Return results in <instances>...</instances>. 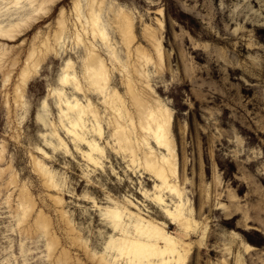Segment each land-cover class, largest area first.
Here are the masks:
<instances>
[{
	"label": "rangeland",
	"instance_id": "obj_1",
	"mask_svg": "<svg viewBox=\"0 0 264 264\" xmlns=\"http://www.w3.org/2000/svg\"><path fill=\"white\" fill-rule=\"evenodd\" d=\"M14 1L0 0L4 25L27 4ZM89 4L106 22L121 63L108 54L106 39L101 43L90 31ZM121 13L133 21L129 46L121 39ZM32 20L20 34L0 36V264L113 259L104 253L113 231L101 214L112 200L180 235L143 194L152 192L154 179L116 143L114 113L84 79L83 58L95 43L110 71L108 90H120L131 111L124 65L137 63L138 46L148 76L132 78L136 91L172 110L177 176L200 235L207 227L202 241L199 233L188 235L194 245L185 264H264V0H57ZM31 52L24 82L19 76ZM69 61L84 87L80 93L59 84ZM67 97L94 102L102 134L93 135L106 150L103 165L89 162L68 134ZM128 122L141 137L138 121L132 128ZM22 195L31 203L24 211Z\"/></svg>",
	"mask_w": 264,
	"mask_h": 264
},
{
	"label": "bare ground",
	"instance_id": "obj_2",
	"mask_svg": "<svg viewBox=\"0 0 264 264\" xmlns=\"http://www.w3.org/2000/svg\"><path fill=\"white\" fill-rule=\"evenodd\" d=\"M20 1L21 0H15L13 3L16 5ZM56 1L57 0L24 1L27 4L21 5L22 13L19 14L18 18L6 24L7 27L6 25L2 24L3 22L0 20V36H7V38L9 36H13L17 30H21L23 26L29 24V21L34 18L36 19L40 15L49 11ZM90 8V31H92L94 36L96 35L100 36V38H103V40L101 39L100 41L101 43L104 41V39H106V42L104 41V45L108 50V54L111 56L113 61L121 63L122 57L119 55L117 50L113 49L115 45L112 46V43L108 42V26L106 22L101 19V13L94 8V5H90ZM64 9L65 8L62 6L59 9L58 15L56 17V21L60 25V31L56 33L58 40L61 37L60 33L62 30H64ZM120 16V21L119 19L118 21L121 22L119 26V30L122 34L121 39H123L124 43L129 46L131 38H133V21L131 23V16L129 17L127 13H121ZM117 18L118 17L115 16V19ZM149 28L150 27H148V29ZM17 32L19 33L20 31ZM15 35L17 36V34ZM97 40L99 41V39ZM158 40L155 42V45L161 56L162 47L160 48V43ZM95 44L94 47H91L92 49L89 48V50H87L88 52L83 58V75L85 81H87L89 85L88 88L99 95L101 100L112 109L111 111L114 113V117H112V119L114 118L115 121L113 124H116V126H114L115 129L113 132V138L115 139L116 143L123 149L126 148L125 150L130 151L132 156L131 160L140 166L144 172L151 175L154 179L152 192L144 190L143 194L148 199L158 204L162 208L164 215L172 223L176 224L180 231V235H174L165 227L164 221L162 222L156 220L155 218L144 216L139 212L121 206L118 201L112 200V204L104 208L101 211V214L104 222H106L109 228H111L113 231V233L110 234L109 239L106 241L104 253H114V257L113 259H108L107 257L102 256L100 258L102 264H118L119 260L122 258H126L125 262L127 264H185L194 245L192 241L187 240L188 235H197L201 226L199 220L191 212L192 209L187 205L188 201L177 176V154L174 137L171 130V124L173 120L172 110L161 100H159L158 97L146 99L142 94L136 91V87L134 86L135 83H132V78L136 75L139 77L148 76L146 73H144L145 70H142V66L145 65V63H143L144 61H142L144 60V53L142 55L140 54L141 52L139 51L142 49L140 50L138 46V52L134 51L137 52V63H133L134 65L131 69L126 67V65L129 64L125 63L126 65H124V69L126 68L125 71L127 72L128 70L129 72L125 74V76L127 75L126 84L128 100L133 106V110L131 111L126 101V97L120 92V90L114 87L113 89L108 90L110 71L108 69L107 63L105 62V58L100 51H97L98 47L96 48L97 44ZM32 54L33 52L30 53L29 57L27 56L28 58L26 59V63H24L25 66L21 69L19 77L24 82L28 76L31 58L33 57ZM147 55L145 60L147 62H151V57ZM161 59L158 58L159 61ZM35 60V64L38 65V59ZM59 84H61V87H74L79 93L84 91V87L81 86V82L79 81L77 73L74 69L73 61H69L67 66L64 67L63 74L59 78ZM58 94L60 98H62V91H58ZM43 109L44 108H42V110ZM65 111L70 113L72 117L71 127L67 128V132L72 136L75 145L79 147L83 156L87 158L89 162L95 166L103 165L102 160L103 157L106 156V150L100 144L97 137H94L93 135L94 133H97V135L102 134L99 123V114L94 102L89 97L87 98L86 102L78 97H75L73 100L67 97L65 99ZM89 120H92V122L90 123ZM87 121H89V123ZM128 121H131L130 123L133 124L129 126L131 128L132 126L134 127V123H137L138 121L139 130L142 132L141 137L135 134L136 132L134 131V128H132L130 131L128 130ZM89 134H91V136H89ZM138 134L140 135L139 132ZM82 145L86 146V148L83 149L81 147ZM120 146L119 148H121ZM43 151L45 152V150ZM166 197H170V201H167ZM21 200L24 211V209L28 208L31 203L29 204L28 198L25 195L21 196ZM129 201L131 202V200ZM131 203L136 205V202L133 200ZM206 231L207 227H204L201 235L200 233L198 234L201 241L206 236ZM98 261L100 260L98 259Z\"/></svg>",
	"mask_w": 264,
	"mask_h": 264
}]
</instances>
